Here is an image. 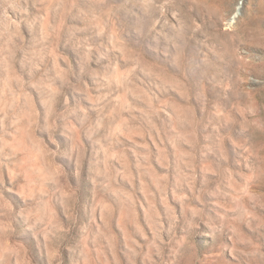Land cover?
I'll use <instances>...</instances> for the list:
<instances>
[{
    "label": "rangeland",
    "instance_id": "rangeland-1",
    "mask_svg": "<svg viewBox=\"0 0 264 264\" xmlns=\"http://www.w3.org/2000/svg\"><path fill=\"white\" fill-rule=\"evenodd\" d=\"M0 264H264V0H0Z\"/></svg>",
    "mask_w": 264,
    "mask_h": 264
}]
</instances>
